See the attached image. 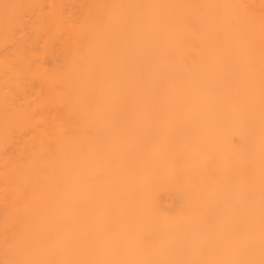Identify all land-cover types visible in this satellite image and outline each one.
I'll return each instance as SVG.
<instances>
[{
	"label": "bare ground",
	"instance_id": "bare-ground-1",
	"mask_svg": "<svg viewBox=\"0 0 264 264\" xmlns=\"http://www.w3.org/2000/svg\"><path fill=\"white\" fill-rule=\"evenodd\" d=\"M0 264H264V0H0Z\"/></svg>",
	"mask_w": 264,
	"mask_h": 264
}]
</instances>
